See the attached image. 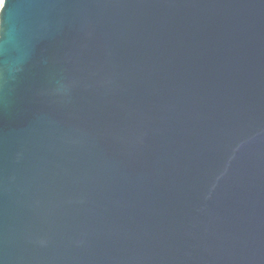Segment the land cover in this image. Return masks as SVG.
I'll return each instance as SVG.
<instances>
[{
  "label": "water",
  "instance_id": "obj_1",
  "mask_svg": "<svg viewBox=\"0 0 264 264\" xmlns=\"http://www.w3.org/2000/svg\"><path fill=\"white\" fill-rule=\"evenodd\" d=\"M0 264H264V0H1Z\"/></svg>",
  "mask_w": 264,
  "mask_h": 264
},
{
  "label": "bare ground",
  "instance_id": "obj_2",
  "mask_svg": "<svg viewBox=\"0 0 264 264\" xmlns=\"http://www.w3.org/2000/svg\"><path fill=\"white\" fill-rule=\"evenodd\" d=\"M0 2H1V0H0Z\"/></svg>",
  "mask_w": 264,
  "mask_h": 264
}]
</instances>
